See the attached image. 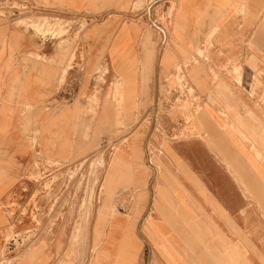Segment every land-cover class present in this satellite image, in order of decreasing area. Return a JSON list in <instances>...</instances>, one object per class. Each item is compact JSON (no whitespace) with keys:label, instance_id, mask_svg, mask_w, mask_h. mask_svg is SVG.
Listing matches in <instances>:
<instances>
[{"label":"rangeland","instance_id":"rangeland-1","mask_svg":"<svg viewBox=\"0 0 264 264\" xmlns=\"http://www.w3.org/2000/svg\"><path fill=\"white\" fill-rule=\"evenodd\" d=\"M34 1L48 5L45 0ZM87 1L93 6L94 0ZM174 1L134 0L128 13L117 18L120 24L107 33L102 52L109 57L112 75L106 73V63L99 61L97 97L86 98L88 118L97 123V134L90 133L96 142L85 157L76 161L43 159L34 151L30 169L16 179L20 185L16 194L8 191L0 200L1 262L9 237L15 235L16 250L8 256V264H26L25 248L35 246L56 247L57 252L52 254L56 264H137L138 253L142 264H156L159 256L164 264H179L184 261L179 244L170 250L165 236L153 230V211L165 203L171 209L177 205L193 214L192 227L187 229L193 250L188 257L194 264H264V47L237 45L238 57L224 66H220L223 61L214 66L203 48L214 53L220 50L213 41L218 34L209 40L206 36L189 48L180 41H155V19L171 39L178 40ZM228 4L224 12L232 15L224 24L239 29L241 12ZM126 6L123 3L119 9ZM58 12L60 9L1 19L0 25H11L32 40L56 42V54L71 59L74 44L87 38L88 26L108 15L63 16ZM129 22L138 23L146 38L138 41V46L137 41H130L132 37L127 39L134 24ZM133 33L136 37L138 30ZM249 51L258 60H245L244 54ZM56 74L54 83L59 87L63 70ZM106 77L112 82L108 87L112 104L101 112L98 91ZM63 105L55 99L48 104L51 113L61 111ZM100 113L106 122L112 115L110 127L104 126ZM175 149L192 153V159L179 160L192 169L188 177L193 185L194 207L202 209H197L199 214L189 206V196L186 194L185 204L184 191L174 188H178L172 172ZM212 166L223 173L220 177L233 183L240 195L241 208L234 221L216 198L224 191L212 190L207 184L217 179L216 174L205 173ZM177 175L184 178V173ZM146 187L150 195L143 230L148 239L141 235L139 244L131 228L122 233L114 231L112 220L118 213L136 217ZM153 196V209L149 210ZM210 201L217 208L213 206L207 214ZM22 220L31 227L20 229Z\"/></svg>","mask_w":264,"mask_h":264},{"label":"crops","instance_id":"crops-1","mask_svg":"<svg viewBox=\"0 0 264 264\" xmlns=\"http://www.w3.org/2000/svg\"><path fill=\"white\" fill-rule=\"evenodd\" d=\"M132 1L134 0H94L93 6L87 0H45L48 5L39 1L42 6L47 8V12L60 9L58 13L63 16L71 14L79 16L84 13L108 14L100 23L88 26L85 33L87 38L80 39L74 44L75 48H73L71 59L69 57L62 59L56 54V42L32 40L25 34L17 33L11 25H0V200L8 191L16 194L20 188V185L18 187L19 181L17 182L16 179L26 174L30 169L34 151L40 153L43 159L76 161L85 157L92 149L96 138L91 137V134H97V123L91 122L88 118L86 111L90 105L88 106L87 99L97 97L96 89L98 88L95 77L99 61L106 63V73L112 75L109 70V57L106 52H102V48L106 45L107 33L120 24L117 18L128 13ZM234 1L240 7L232 1L230 3V0H175L173 6L178 11L177 23H175L178 40L176 37V40L171 39L166 29V33L162 29V23H158L156 19L153 20L152 25L154 30L158 31V38L154 40L180 41L181 45L189 48L191 44L196 43L197 45L198 41H204L206 36L209 40L218 34V37H215L213 41H217L220 50L214 53L209 52L206 47L203 48L208 57L210 56V61L214 66L219 65L218 61H223L220 66H224L234 57H238V52L235 51L237 45L239 47L247 44L264 47V0ZM123 3L127 5L126 8L119 9ZM227 4L231 5L233 10L241 12L238 15L239 29H229L224 24L226 19L232 15L224 12ZM109 15L111 16L109 17ZM233 15L234 19L237 18L234 12ZM219 22H223V24H218ZM129 23H134L132 24L134 27H129L127 39L132 37L130 41H137V46L138 41H146L140 31V25L135 22ZM136 29L138 34L135 37L133 31ZM238 41L244 42L238 43ZM229 44L232 45L231 48H229ZM209 47L212 45L209 44ZM244 50L246 49L243 48ZM244 55L245 60L251 62L258 60L257 55L250 51ZM34 56L38 59H34ZM176 56L180 57L178 54ZM60 70H63L62 84L57 87L54 81H56V73L60 74ZM157 71L162 70L158 68ZM104 81L98 91V104L101 112L107 105L111 106L112 104L111 92L108 93V87L112 82L107 77ZM50 95L53 96L50 97ZM52 99H55L58 105L64 104V108L57 113H51L48 104ZM43 105H45L44 108ZM222 108L215 107L216 110H222ZM104 116L103 113H100V118ZM109 118V121L106 122L104 117L103 124L106 127H110L112 115ZM235 119L236 117L231 118L232 121ZM34 131L36 132L35 138ZM34 140L37 143L35 146L33 145ZM202 153L207 156V152L202 151ZM174 154L176 166L172 167V172L178 181V188H174L181 192L184 191L185 204H187L186 194L189 196V206L193 207L195 214H199L197 213L198 208L194 207L191 192L193 185L188 177L192 169L179 160V158L192 159V153L190 151L179 152L175 149ZM186 161L184 163H187ZM176 167L179 169L177 170ZM178 173H184V178L178 176ZM205 173L216 174L217 179L214 181L210 178L211 180H208L207 184L212 190L224 191L219 192L216 198L223 204L222 211H226L234 221L241 208V199L233 183L225 180V177H220L223 173L215 166L205 169ZM143 174L146 175V172L144 171ZM220 180L223 182L221 183ZM152 189V193L155 195L154 188ZM142 194L139 203L140 210L136 217L130 218L118 213L112 220L114 231L122 233L131 228L139 244L141 235L148 239L143 230L150 195L147 187ZM153 198L154 196L149 210L153 209ZM212 201L208 202L206 206L207 214H210L211 209L215 206ZM175 205L176 203H174ZM175 207L171 209L169 205L162 203L153 211V230L165 236L168 240L167 247L170 250L171 248L176 249L179 244L182 249L178 251L184 259L179 264H194L188 257V254L193 250L190 241L191 234L187 229L192 227L193 214L180 206L176 205ZM198 210L202 212L201 208ZM221 217L220 220L223 221V215ZM141 219L143 221L139 225ZM22 222L23 226H19L20 229L31 227L28 221L22 220ZM93 224L91 225L92 237ZM29 248L28 251L25 248L24 260L26 264L57 263L56 258L52 255L57 252L55 251L56 247L35 246L30 250ZM114 252L112 251V253ZM38 254L42 255L40 259L37 257ZM137 261V264H142L139 260V253ZM156 264H164L160 256Z\"/></svg>","mask_w":264,"mask_h":264},{"label":"built area","instance_id":"built-area-1","mask_svg":"<svg viewBox=\"0 0 264 264\" xmlns=\"http://www.w3.org/2000/svg\"><path fill=\"white\" fill-rule=\"evenodd\" d=\"M46 12L47 8L42 6L41 4L36 3L34 0H0V20L17 19L22 15ZM9 238L10 239L8 241V244L6 245L5 255L3 256V261L1 262L0 260V264H8V256L15 253L14 251L16 250V247L14 246L13 241L17 237L15 235H12Z\"/></svg>","mask_w":264,"mask_h":264}]
</instances>
